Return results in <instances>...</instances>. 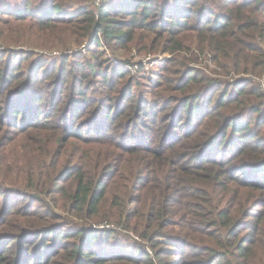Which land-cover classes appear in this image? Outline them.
<instances>
[{
  "label": "trees",
  "instance_id": "obj_1",
  "mask_svg": "<svg viewBox=\"0 0 264 264\" xmlns=\"http://www.w3.org/2000/svg\"><path fill=\"white\" fill-rule=\"evenodd\" d=\"M4 39L0 264H264V0H0Z\"/></svg>",
  "mask_w": 264,
  "mask_h": 264
},
{
  "label": "rangeland",
  "instance_id": "obj_2",
  "mask_svg": "<svg viewBox=\"0 0 264 264\" xmlns=\"http://www.w3.org/2000/svg\"><path fill=\"white\" fill-rule=\"evenodd\" d=\"M16 2H18V0H3L4 4H15ZM68 6H69V8L74 9L75 3L69 2ZM17 26H20V24H18ZM33 40H35V39L33 38L31 41H33ZM18 46L19 47L11 45V43L6 39L0 41V50H2L3 47L4 48H10L11 50H16V51L17 50H31L30 49L31 46H28L27 44H22V45H18ZM137 49H138L137 47L130 45V46H128V48L126 50H117L118 52L115 54L107 52L105 59L109 60L110 65L111 64L117 65L118 67L122 68L123 63L126 62L127 60L128 61L136 60L137 62H139V61L143 60L145 58V56L153 55L150 53H146V54L145 53H139ZM190 49H191V51H196V46L192 45V46H190ZM33 51H42V54L45 56H48V57H59V55L62 53L59 51H63V50L56 49V48H50V47H46V48L38 47V49H34ZM64 51H73V52L81 51L80 53L87 55V53L85 51H94V49H92L90 47V45L88 43H86V44H84L78 48L72 47V48L64 50ZM99 51H101V50H99ZM154 55H159V54H154ZM150 57H153V56H150ZM151 61L155 62L157 60H154V58H152ZM138 75H139V73L135 76H138ZM253 79H263L264 80V77H253ZM253 82H255V81L253 80ZM255 83H257V82H255ZM99 225L100 224L97 225V228L99 227Z\"/></svg>",
  "mask_w": 264,
  "mask_h": 264
},
{
  "label": "built area",
  "instance_id": "obj_3",
  "mask_svg": "<svg viewBox=\"0 0 264 264\" xmlns=\"http://www.w3.org/2000/svg\"><path fill=\"white\" fill-rule=\"evenodd\" d=\"M95 4L98 5L100 0H94ZM153 56V57H150ZM157 60L155 62L151 61V59ZM168 58V56L161 55H147L145 58L139 62L134 61H126L122 65V69L126 70L130 75L135 76L138 73L142 74H154L157 72L159 66ZM255 82L259 84L261 89V93L264 99V80L263 79H253ZM264 101V100H263Z\"/></svg>",
  "mask_w": 264,
  "mask_h": 264
}]
</instances>
